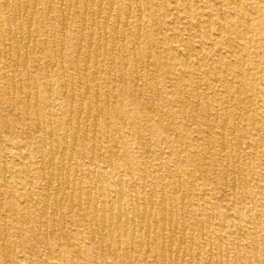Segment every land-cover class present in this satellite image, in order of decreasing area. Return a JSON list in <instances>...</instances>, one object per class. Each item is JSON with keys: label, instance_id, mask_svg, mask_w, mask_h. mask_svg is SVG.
I'll list each match as a JSON object with an SVG mask.
<instances>
[{"label": "rangeland", "instance_id": "374dc122", "mask_svg": "<svg viewBox=\"0 0 264 264\" xmlns=\"http://www.w3.org/2000/svg\"><path fill=\"white\" fill-rule=\"evenodd\" d=\"M84 1L0 0V264H162L171 237L179 264H257L264 0ZM50 129L70 156L58 209L57 181L39 172ZM91 179L95 207L86 203ZM117 191L128 213L130 198L141 204L154 191L152 205L141 204L152 211L149 240L137 222L128 238L95 228ZM162 200L172 212L165 230L155 224Z\"/></svg>", "mask_w": 264, "mask_h": 264}, {"label": "bare ground", "instance_id": "6f19581e", "mask_svg": "<svg viewBox=\"0 0 264 264\" xmlns=\"http://www.w3.org/2000/svg\"><path fill=\"white\" fill-rule=\"evenodd\" d=\"M36 1V0H35ZM61 1H63V0H61ZM51 2V1H50ZM77 2V1H76ZM95 2V1H94ZM93 2V4H95ZM62 3V2H61ZM85 5H86V0L83 2ZM17 4H19V3H17ZM76 4V3H75ZM147 4V3H146ZM4 5H5V3H4ZM63 5V4H62ZM19 6V5H18ZM61 6V5H60ZM35 7H37V6H34V8ZM98 7V6H97ZM101 7V6H100ZM187 7V6H186ZM221 7H223V6H221ZM17 8H20V7H17ZM36 9V8H35ZM48 9H49V7H48ZM98 9H100V8H98ZM20 10H21V8L20 9H18L16 12H15V14H17L18 15V13L20 12ZM24 10V9H23ZM34 10V9H33ZM111 10V9H110ZM178 10H179V8H178ZM27 11V10H26ZM62 11V10H61ZM85 11V10H84ZM87 11V10H86ZM137 11V10H136ZM49 12V11H48ZM85 13V12H84ZM220 13H221V11H220ZM98 14H99V12H98ZM118 14V13H117ZM23 15H25V14H23ZM84 15V14H83ZM93 15V14H92ZM119 15V14H118ZM117 15V16H118ZM126 15V14H125ZM208 15V14H207ZM217 15H218V13H217ZM69 16V15H68ZM99 16V15H98ZM105 16H106V14H105ZM110 16V15H109ZM195 16V15H194ZM15 17V16H14ZM128 17H129V15H128ZM137 17H140V16H137ZM107 17H105V19H106ZM118 18V17H117ZM127 18V17H126ZM125 18V19H126ZM15 19V18H14ZM62 19H63V17H62ZM16 20V19H15ZM210 20V19H209ZM68 21V20H67ZM100 21V20H99ZM224 21V20H223ZM6 22H8V21H6ZM84 22V21H83ZM86 22V21H85ZM103 22V21H102ZM197 22V21H196ZM13 23V22H12ZM31 23V22H30ZM200 23V22H199ZM14 24V23H13ZM61 24H62V22H61ZM94 24V23H93ZM103 24V23H102ZM124 24V23H123ZM8 25H10V24H8ZM22 25V24H21ZM31 25V24H30ZM30 25H29V27H30ZM63 25H65L64 23H63ZM105 25V24H104ZM103 25V27L105 28L106 26H104ZM84 26V25H83ZM98 26V25H97ZM97 26H96V28H97ZM19 27V26H18ZM64 27H66V26H64ZM116 27V26H115ZM126 27V26H125ZM13 28V27H12ZM20 28V27H19ZM11 29V28H10ZM10 29H8V31L10 30ZM139 29V28H138ZM27 31V30H26ZM114 31V30H113ZM115 31H117V30H115ZM11 32V31H10ZM12 33V32H11ZM11 33H10V35H9V33H8V37L10 38V40H12V41H14V35H13V37L11 36ZM20 33H21V31H20ZM90 33H91V31H90ZM100 33V32H99ZM116 33V32H115ZM92 34V33H91ZM140 34V33H139ZM208 34H209V32H208ZM22 35V34H21ZM21 35H20V39H21ZM88 35V34H87ZM29 37V36H28ZM36 37V36H35ZM98 37H99V35H98ZM103 37H104V35H103ZM106 37V36H105ZM89 38V37H88ZM34 39V38H33ZM80 39H81V36H80ZM91 39V38H90ZM99 40H100V38H98ZM35 40V39H34ZM33 40V41H34ZM212 40V39H211ZM2 41V40H1ZM16 41V40H15ZM20 41H22V40H20ZM106 42V41H105ZM209 42V41H208ZM4 43V42H3ZM123 43V42H122ZM5 44V43H4ZM80 44V43H79ZM137 44H138V42H137ZM100 45V44H99ZM9 46V45H8ZM17 46H18V44H17ZM59 46H61V45H59ZM4 47V46H3ZM16 47V46H15ZM26 47V46H25ZM28 47V46H27ZM132 47H133V45H132ZM26 49V48H25ZM61 49V48H60ZM101 49V48H100ZM18 50V49H17ZM77 50H79V49H77ZM89 50V49H88ZM97 50H98V46H97ZM185 51V50H184ZM201 51V50H200ZM78 52V51H77ZM98 52V51H97ZM100 52V51H99ZM4 53V52H3ZM80 54V53H79ZM78 54V55H79ZM10 55V54H9ZM19 55V54H18ZM25 55V54H24ZM23 55V56H24ZM77 55V54H76ZM77 55V56H78ZM94 55H95V53H94ZM147 55H150L149 53H147ZM184 55V54H183ZM187 55V54H186ZM99 56V55H98ZM6 57V56H5ZM4 57V58H5ZM26 57V56H25ZM86 57H88V53H87V55H85V58ZM100 57V56H99ZM126 57V56H125ZM188 57V56H187ZM186 57V58H187ZM82 58V57H81ZM94 58H95V56H94ZM150 59H151V57H149ZM185 58V59H186ZM96 59H97V57H96ZM147 59H148V57H147ZM18 60V59H17ZM25 60V59H24ZM23 60V61H24ZM86 60V59H85ZM88 60V59H87ZM95 60V59H94ZM93 60V61H94ZM190 59H188V61H189ZM148 61H149V59H148ZM185 61V60H184ZM18 62V61H17ZM25 62V61H24ZM54 62H55V60H54ZM101 62V61H100ZM62 63V62H61ZM89 63V62H88ZM94 63V62H93ZM142 63V62H141ZM187 63V62H186ZM209 63V62H208ZM25 64V63H24ZM206 64V63H205ZM14 65V64H13ZM18 65V64H17ZM26 66V65H25ZM54 66V65H53ZM76 67V66H75ZM87 67V66H86ZM94 67H95V65H94ZM142 67V66H141ZM15 69H17V68H15ZM24 69V68H23ZM86 69V68H85ZM96 70H97V68H95ZM142 69V68H141ZM54 70V69H53ZM64 70V69H63ZM87 70V69H86ZM102 70V69H101ZM17 71V70H16ZM84 72V71H83ZM86 72V71H85ZM193 73V72H192ZM95 74H93V75H91V79L93 78V76H94ZM84 76V75H83ZM86 76V75H85ZM136 76H137V74H136ZM63 77V76H62ZM94 77H96V76H94ZM93 81H95V80H93ZM87 82V81H86ZM97 82V81H96ZM66 83V82H65ZM87 84V83H86ZM136 85H137V81H136ZM87 86V85H86ZM65 87V86H64ZM72 87V86H71ZM257 87V86H256ZM14 88V87H13ZM22 89V88H21ZM20 89V90H21ZM72 89V88H71ZM87 91H88V89H87ZM65 92V91H64ZM21 93V92H20ZM29 93V92H28ZM87 94H88V92H86ZM85 94V93H84ZM79 95V94H78ZM196 95V94H195ZM26 96V95H25ZM35 97L34 98H37L36 97V95H34ZM73 96V95H72ZM71 96V97H72ZM80 96V95H79ZM87 96V95H86ZM97 97V96H96ZM28 98V97H27ZM201 98V97H200ZM72 99V98H71ZM85 99V98H84ZM96 99V98H95ZM28 100V99H27ZM79 100H81V99H79ZM198 100V99H197ZM82 101V100H81ZM204 101V100H203ZM95 102L98 104V102H97V100H95ZM37 105V104H36ZM81 105V104H80ZM152 105V104H151ZM200 106V105H199ZM205 106V105H204ZM81 108V107H80ZM96 108V107H95ZM82 110V109H81ZM213 110V109H212ZM208 111V110H207ZM215 112H216V110H215ZM90 113V112H89ZM80 114H82V113H80ZM88 114V113H87ZM221 114V113H220ZM79 115V114H78ZM77 115V116H78ZM90 115V114H89ZM227 115V114H226ZM221 116V115H220ZM88 117V116H87ZM206 117H208V115L206 116ZM78 118H79V116H78ZM69 119H70V117H69ZM86 119L87 118H85V121H86ZM207 119V118H206ZM232 119V118H231ZM230 119V120H231ZM37 120H38V118L36 119V122H37ZM56 121V120H55ZM77 121V120H76ZM225 121H226V119H225ZM68 122V121H67ZM79 122V121H78ZM49 123V122H48ZM70 123V122H69ZM233 123V122H232ZM42 124H43V122H42ZM95 124V122L93 123V125ZM217 124V123H216ZM40 125V124H39ZM50 126H51V124H49ZM223 125V124H222ZM225 125V124H224ZM224 125L222 126V127H224ZM43 126V125H42ZM212 126V125H211ZM215 126V125H214ZM217 126V125H216ZM70 127V126H69ZM35 128H36V126H35ZM34 128V129H35ZM43 128V127H42ZM44 129V128H43ZM76 129V128H75ZM223 129V128H222ZM234 129V128H233ZM233 129H232V131H233ZM71 130V129H70ZM78 130V129H77ZM205 131H206V129H205ZM222 131V130H221ZM76 132V131H75ZM208 133V132H207ZM65 134V133H64ZM174 134V133H173ZM66 135V134H65ZM222 135V134H221ZM47 139H50L51 140V148H50V156L48 157V163H47V165L46 166H42L41 168H40V170H39V172L43 175V177L44 178H46V179H48V181H57V184L58 185H56L57 187L55 188V192H53V194H54V207H55V209H58V207H60L62 204H61V196L63 195V193L65 192V190L69 187V181H68V174L70 173V171H71V167H70V165H69V159H70V156H68L67 155V153H66V151H67V145H66V141H59L58 139H56V137H55V133L53 132V130L52 129H50V130H48L47 131ZM73 137H74V134H73ZM167 137V136H166ZM222 137V136H221ZM85 138V137H84ZM163 138V137H162ZM223 138V137H222ZM221 138V139H222ZM85 140V139H84ZM74 141H75V139H74ZM223 141V140H222ZM44 142H45V140H44ZM222 144V143H221ZM72 145H73V143H72ZM44 146V145H43ZM50 146V145H49ZM221 146H224V144L223 145H221ZM94 147V146H93ZM239 147V146H238ZM221 148V147H220ZM223 149V148H222ZM25 150V149H24ZM224 150V149H223ZM256 150V149H255ZM20 151V150H19ZM230 152H231V150H229ZM21 154V153H20ZM58 156V159L60 160V165L58 166H56L55 164H54V162H53V159H54V157L55 156ZM73 157V156H72ZM40 158H42V157H40ZM93 158V157H92ZM257 160V159H256ZM260 162V161H259ZM227 163V162H226ZM41 164V163H40ZM43 164V163H42ZM39 166H41V165H39ZM76 169V168H75ZM74 169V170H75ZM4 170V169H3ZM227 170V169H226ZM238 170V169H237ZM77 171V170H76ZM3 172V171H2ZM6 172V171H5ZM6 174V173H5ZM224 174V173H223ZM76 175V174H75ZM81 175V174H80ZM94 175V174H93ZM4 176V175H3ZM77 176V175H76ZM178 176V175H177ZM42 177V178H43ZM94 177V176H93ZM81 178V177H80ZM89 178V177H88ZM4 178H2V180H3ZM75 179V178H74ZM73 179V180H74ZM98 179V178H97ZM234 179V178H233ZM81 181V180H80ZM120 181V180H119ZM3 182H4V180H3ZM72 182H74V181H72ZM90 182H91V187H90V189H89V192H87V193H89L88 195H87V198H86V203H87V205H92V206H94L95 207V203H98V202H96L93 198H92V194H90V193H93V191L96 189V179H91L90 180ZM117 182V181H116ZM151 182V181H150ZM234 182V181H233ZM51 183V182H50ZM80 183V182H79ZM118 183V182H117ZM143 184V183H142ZM179 184V183H178ZM225 184V183H224ZM75 185V184H74ZM5 186V185H4ZM44 186V185H43ZM118 186V185H117ZM143 186V185H142ZM153 186V185H152ZM47 187V186H46ZM114 187V186H113ZM122 187V186H121ZM131 187V186H130ZM234 187V186H233ZM173 188H175V187H173ZM48 188H46L45 190H47ZM78 189V188H77ZM262 190V189H261ZM121 192V191H120ZM119 191H117V193H116V198H115V202L113 203V204H109L110 206V211L111 212H109V214H108V209L107 208H102V210L100 211L101 213H100V217H99V220H98V222H96L97 224H95V228L96 229H103V228H109V230H110V232L111 233H113V232H115V233H118V234H120V236L121 237H123V238H128V232H127V230H128V226L132 223V225H133V222H137V230L139 231V233H141L146 239H148L149 240V234H150V229H151V224L149 223V220H150V217H151V214H152V211H151V208H149L148 206H151L152 205V199L154 198V196H155V194H154V191L153 192H149L150 194H149V197L147 198V201L146 202H144V203H142L141 202V204L143 205H148L147 207H141V204H140V202L138 201V200H134V199H131L130 198V200H129V204L132 206V208H133V210H132V212L131 213H128V212H126V211H124L123 209H122V202H123V200H122V194L120 193ZM73 193V192H72ZM71 193V194H72ZM65 194V193H64ZM45 195V194H44ZM79 195H80V193H79ZM78 195V196H79ZM93 195H95V193L93 194ZM46 198L48 197V196H45ZM136 197V196H135ZM182 197V196H181ZM174 198V197H173ZM183 198V197H182ZM49 199V198H48ZM61 199V200H60ZM140 199H142V198H140ZM160 200H161V198H159ZM66 200V199H65ZM72 200V199H71ZM46 201H47V199H46ZM78 201H79V199H78ZM143 201V200H142ZM175 201V200H174ZM204 201V200H203ZM107 202H109V200H107ZM65 203V202H64ZM111 203V202H110ZM183 203V202H182ZM72 204V203H71ZM79 204V203H78ZM168 204H170V203H168ZM196 204V203H195ZM204 204V203H203ZM47 205V204H46ZM97 205V204H96ZM182 206V205H181ZM0 207H1V205H0ZM43 207V206H42ZM45 207V206H44ZM47 207H48V205H47ZM78 207H79V205H78ZM123 207H124V205H123ZM131 208V209H132ZM60 209V208H59ZM79 209H80V207H79ZM88 209V208H87ZM93 209V208H92ZM101 209V208H100ZM42 210V209H41ZM46 211V210H45ZM52 211V210H51ZM175 211V210H174ZM218 211V210H217ZM216 211V212H217ZM42 213H44V209H43V212ZM54 213V212H53ZM61 213V212H60ZM160 217H159V219H155V217H154V219H155V224H157V223H159L160 225H161V228H162V230H165L167 227L169 228V226L171 227V225H170V223H169V220H168V213H170V212H167L166 211V208H165V206H164V201L162 200L161 202H160ZM187 213V212H186ZM55 214V213H54ZM171 215H172V212L170 213ZM169 214V215H170ZM200 214V213H199ZM212 214V213H211ZM43 215V214H42ZM48 215V214H47ZM213 215V214H212ZM62 216V215H61ZM95 216V215H94ZM155 216V215H154ZM200 216V215H199ZM215 216V215H214ZM242 216V215H241ZM41 217V216H40ZM46 217V216H45ZM171 217V216H170ZM181 217V216H180ZM198 217V216H197ZM207 217H208V215H207ZM43 218V217H42ZM62 218V217H61ZM97 218V217H96ZM237 218V217H236ZM41 219V218H40ZM98 219V218H97ZM170 219V218H169ZM238 219V218H237ZM245 219V218H244ZM62 220V219H61ZM60 220V221H61ZM256 220V219H255ZM154 221V220H153ZM201 221V220H200ZM250 221V220H249ZM86 222V221H85ZM171 222H172V220H171ZM203 222V221H202ZM258 222V221H257ZM154 223V222H153ZM260 223V222H259ZM38 225H39V222H38ZM134 226V225H133ZM153 227H154V225H153ZM256 227V226H255ZM173 228H175V225H174V227ZM254 228V227H253ZM132 230H133V228H131ZM176 229V228H175ZM181 229V228H180ZM199 229H200V227H199ZM206 229V228H205ZM38 230H39V228H38ZM73 230V229H72ZM108 230V231H109ZM161 230V231H162ZM174 230V229H173ZM5 231V230H4ZM66 231V230H65ZM152 231H153V229H152ZM199 231V230H198ZM254 231V229H252V232ZM260 231V230H259ZM258 231V232H259ZM264 230H262V232H263ZM40 232V231H39ZM97 232V231H96ZM134 232V231H133ZM169 232V231H168ZM174 232V231H173ZM251 232V233H252ZM261 232V233H262ZM92 233V232H91ZM153 233H155V232H153ZM170 233V232H169ZM185 233V232H184ZM202 233V232H201ZM97 234H99V233H97ZM174 234H175V232H174ZM173 234V235H174ZM253 234V233H252ZM46 235V234H45ZM91 235H93V234H91ZM100 235V234H99ZM161 235H163V234H161ZM184 235V234H183ZM202 235V234H201ZM4 236H5V234H4ZM104 236H105V234H104ZM112 236V235H111ZM135 236V235H134ZM171 236V235H170ZM243 236V235H242ZM153 237V236H152ZM183 237V236H182ZM5 238V237H4ZM99 238V237H98ZM92 239H93V236H92ZM131 239H132V237H131ZM141 239V238H140ZM154 239H156V238H154L153 237V240ZM162 239V238H161ZM210 239V238H209ZM221 240V239H220ZM117 241H118V238H117ZM120 241V240H119ZM147 241V240H146ZM102 242V241H101ZM100 242V243H101ZM123 242V241H122ZM149 242V241H148ZM147 242V243H148ZM155 242V241H154ZM163 242V241H162ZM209 242H210V240H209ZM219 242V241H218ZM139 243H140V241H139ZM153 243V242H152ZM202 243V242H201ZM237 243V242H236ZM235 243V244H236ZM117 244V243H116ZM131 244V243H130ZM142 244V243H141ZM174 244V239H173V237H171V238H168V240H167V242H165V243H162V244H160L161 245V247H160V250H159V253H158V256H159V258H160V263L162 262V264H179V255H178V253L176 252V251H172V249H171V246ZM178 244L180 245V243L178 242L177 243V246H178ZM258 244V243H257ZM102 245V244H101ZM118 245V244H117ZM152 245V244H151ZM203 245V244H202ZM220 245V244H219ZM251 245H252V248L251 249H253L254 251L255 250H257V245H255V242H252L251 243ZM261 245V244H260ZM263 245H264V243H263ZM132 246V245H131ZM237 246V245H236ZM140 247V246H139ZM142 247V246H141ZM156 247V246H155ZM220 247V246H219ZM119 248V247H118ZM127 248V247H126ZM179 248V247H178ZM177 248V249H178ZM108 249V248H107ZM226 249V248H225ZM251 249H250V251H251ZM102 250V249H101ZM109 250V249H108ZM140 250V249H139ZM238 250V249H237ZM246 250V249H245ZM262 250H263V247H262ZM48 251V250H47ZM103 251V250H102ZM125 251V250H124ZM136 251V250H135ZM210 252V251H209ZM239 252H240V250H239ZM49 253V252H48ZM109 253V252H108ZM146 253V252H145ZM148 253V252H147ZM198 253V252H197ZM220 253V252H219ZM126 254V253H125ZM131 254V253H130ZM156 254V253H155ZM227 254V253H226ZM234 254V253H233ZM238 254V253H237ZM254 254V253H253ZM138 255V254H137ZM198 255V254H197ZM146 256V255H145ZM155 256L156 255H154V257L153 258H155ZM225 256H228V255H225ZM255 256V255H254ZM262 256H263V258L260 260V261H258V260H256V262H257V264H264V253H263V251H262ZM93 257V256H92ZM196 257V256H195ZM210 257V256H209ZM219 261L221 260V257H220V254H219ZM226 258V257H225ZM234 258V257H233ZM251 258H252V256H251ZM255 258V257H254ZM235 259V258H234ZM247 259V258H246ZM155 260V259H154ZM238 260H239V257H238ZM222 261V260H221ZM226 261V260H225ZM233 262H234V260H233ZM93 263V262H92ZM188 263V262H187ZM58 264V263H57ZM181 264V263H180ZM204 264H217V263H213V262H211V261H209V259H208V261H206ZM235 264V263H234ZM240 264H241V262H240ZM245 264V263H244Z\"/></svg>", "mask_w": 264, "mask_h": 264}]
</instances>
